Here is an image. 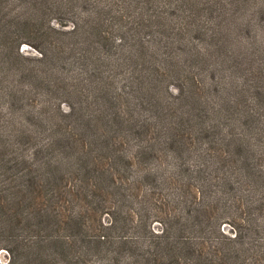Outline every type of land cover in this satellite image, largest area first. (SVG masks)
I'll use <instances>...</instances> for the list:
<instances>
[{"label":"rangeland","instance_id":"1","mask_svg":"<svg viewBox=\"0 0 264 264\" xmlns=\"http://www.w3.org/2000/svg\"><path fill=\"white\" fill-rule=\"evenodd\" d=\"M181 1L203 28L172 0H0V264H264V136L227 176L198 152L244 107L264 125V0Z\"/></svg>","mask_w":264,"mask_h":264},{"label":"trees","instance_id":"2","mask_svg":"<svg viewBox=\"0 0 264 264\" xmlns=\"http://www.w3.org/2000/svg\"><path fill=\"white\" fill-rule=\"evenodd\" d=\"M172 3L178 9L180 19L184 20L182 22H185L184 23V25H185L184 29L185 30L188 29V32H190L196 28H203L202 22H200V20L193 19V18H196V15H194L195 11L193 10L192 5L185 3L181 0H172ZM201 9L208 11L207 6L205 4H201ZM173 10H175V9H173ZM115 19L120 21L122 19V17L116 16ZM140 65L141 64H138V67ZM133 75L134 76H143L146 74L139 72V70H137L136 72H134ZM252 94H254L256 96L262 95V93L259 90H256ZM246 108H248V107H244L242 110H239V115L241 116V119H242V121L237 126L239 129L231 128L230 131H233V132L230 134L222 135L221 132L223 129L219 128L218 125H214V129H212L213 126H208V129L204 128V129L209 131L208 135H204L205 137L208 138V140L205 144H203V145H205V148L204 149L200 148L198 150V152H201V154L205 157H213L215 159L214 162L205 164L207 169L208 168H215L216 172L220 171L222 176H227V174H226L227 170L237 169L236 163L238 162V160L235 159V155L237 153L239 154L240 152L248 153L254 147L253 146L254 140L256 138L258 139L260 136H264V125L261 124L260 122H258V118L256 117L255 112H246L245 111ZM216 114L218 116H216L215 114L213 116L217 117V118L219 116H221L223 118V121H225V122L227 121L229 123V121L227 119V115H229V112H219ZM204 117H207V116H204V115L195 116L196 121L199 122L201 125L206 122V120H205L206 118H204ZM57 123L58 122L50 123V128L48 129V132L51 133L52 137H54L52 132H55V134L57 132H61V129L59 128V127H61V125H59ZM61 124L64 126L65 135H67L68 138L71 139V136H70V133L72 131L71 128H76V126H71V125H69L63 121H61ZM141 124L142 123H135L132 125V126L136 127L135 128L136 129L135 135H142L143 134L144 131L141 129ZM221 126L224 128V126L222 124H221ZM142 128L145 129L144 125ZM236 129L238 130V133H236L234 131ZM216 132H219L218 135L222 136L220 139L218 138V136L216 137L214 135ZM67 144H68V141H67ZM47 146L52 148L53 143L49 142L48 144H46V147ZM101 146H102V149H105V150H107V147H108V149H109V147H112V146H107V143H105L104 146L101 144ZM243 163H245L246 167L250 166L248 158H245V161ZM40 165H42V167L37 169L35 171L36 173L37 172L42 173L44 169L48 168V164H46L45 162H43ZM42 175H43V177H46L45 174L42 173ZM21 176L26 177V175H24V174H22ZM37 176H40V175L34 176V180H35L36 184L39 180V177H37ZM31 178L32 177H30V180H29L30 184L32 183ZM243 178H245V177H243ZM40 179H48V178H40ZM26 182H27V180H26ZM99 239L102 241V240H104V237L101 236ZM70 254H71V251L64 250L61 256L54 254L51 256V258L58 260L59 257L65 258V257H68ZM47 257H49V256H47ZM9 263H10V261L8 262V264ZM105 264H117V263L113 259L107 258V260L105 261Z\"/></svg>","mask_w":264,"mask_h":264}]
</instances>
